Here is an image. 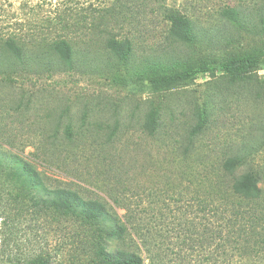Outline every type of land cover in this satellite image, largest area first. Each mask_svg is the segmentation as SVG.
<instances>
[{"label":"rangeland","instance_id":"1","mask_svg":"<svg viewBox=\"0 0 264 264\" xmlns=\"http://www.w3.org/2000/svg\"><path fill=\"white\" fill-rule=\"evenodd\" d=\"M118 3L124 4L119 10L125 20L108 30L131 39L130 59L122 64L102 43L81 44L78 60L68 68L45 51L61 38L73 37L77 43L82 33H98L99 16L109 18L116 0H0V148L31 160L51 186H69L110 204V195L117 193L122 204L117 212L132 214L152 240L150 257L153 222L160 229V211L166 213L169 231L154 237V264H254L235 253L223 261L214 250L213 236L206 245L198 221L204 168L211 173L226 158L240 155L244 162L234 175L264 171V67L234 82L220 71L199 72L186 83L154 94L131 90L112 78L128 79L147 70L149 63L179 68L263 53L264 0ZM227 7L238 11L241 25L222 16ZM164 8L188 16L203 42L193 47L167 38ZM10 38L24 48L21 61L3 50ZM151 102L161 107L152 137L141 127ZM202 110L207 122L192 134ZM66 124L73 126L71 138L63 134ZM63 140L72 145L68 152L50 149ZM2 196L6 202L0 201V264L24 263L37 254L48 255L51 264L87 263L75 223L56 219L51 212L19 209L13 196ZM188 221L195 225L191 235ZM139 252L144 264H153L149 253L143 248Z\"/></svg>","mask_w":264,"mask_h":264},{"label":"trees","instance_id":"2","mask_svg":"<svg viewBox=\"0 0 264 264\" xmlns=\"http://www.w3.org/2000/svg\"><path fill=\"white\" fill-rule=\"evenodd\" d=\"M116 4L117 7L112 6L107 12L109 18L106 17L107 14L99 16L102 29L98 33H82L77 43L73 37L61 38L50 45L45 53L53 54L62 64L72 68L78 60L75 55L79 45L102 43L110 57L125 64L132 55V41L127 35H118L112 30L121 27L125 20L120 16L119 10L124 4L118 3V0ZM221 13L232 24L241 25L242 18L235 8H224ZM163 15L168 24L167 38L173 43L194 47L203 42L193 21L184 13L174 8H164ZM110 25L113 27L108 30ZM97 37H100V41L95 42ZM3 50L9 57L19 61L24 57V48L12 38L4 41ZM82 56L86 57L84 53ZM153 64L149 63L147 70L144 69L128 79L115 76L112 81L131 90H148L153 94L186 83L199 72L214 74L220 71L230 81H243L249 79L252 71L264 67V52L230 57L214 64L188 63L179 68L165 63L158 66ZM160 108L151 102L144 115L142 131L151 137L159 126ZM206 122V111H199L191 133L201 132ZM63 134L67 138L72 137V124H66ZM50 146L52 151L68 152L72 145L64 141L60 145L54 143ZM243 162L240 155H234L226 158L211 173L206 168L203 169L205 174L201 177L204 189L200 199L202 213L198 221L199 233L205 237L206 245L211 244L209 239L212 236L216 239L214 250L223 261L231 260L235 253L248 263L264 264V171L258 173L248 170L234 175ZM114 181L119 183L118 180ZM3 193L13 196L15 199L11 198L19 203L16 205L19 209L24 207L34 214L51 212L56 219L75 223L80 229L78 234L82 233V236L77 234V237L88 256L86 264H144V258L139 252L141 248L149 253L154 264V237L157 233L165 236L169 231L168 222L164 220L166 213L160 211L162 226L156 229L153 222V257H150L152 240L141 231L132 214L126 217L125 214L120 215L117 212V208H122L117 193L110 195V204L105 198L83 196L77 189L69 186H51L31 160L0 148V201L6 199L2 196ZM185 225L191 235L194 223L188 221ZM18 264H51V260L48 255L37 254Z\"/></svg>","mask_w":264,"mask_h":264}]
</instances>
